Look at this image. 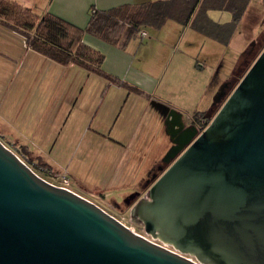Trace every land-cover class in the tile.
Returning a JSON list of instances; mask_svg holds the SVG:
<instances>
[{"label": "water", "instance_id": "water-1", "mask_svg": "<svg viewBox=\"0 0 264 264\" xmlns=\"http://www.w3.org/2000/svg\"><path fill=\"white\" fill-rule=\"evenodd\" d=\"M228 88L204 128L172 121L167 166L131 206L173 249L44 179L0 140V264H264V47Z\"/></svg>", "mask_w": 264, "mask_h": 264}, {"label": "crops", "instance_id": "crops-1", "mask_svg": "<svg viewBox=\"0 0 264 264\" xmlns=\"http://www.w3.org/2000/svg\"><path fill=\"white\" fill-rule=\"evenodd\" d=\"M17 1L39 14L50 12L85 28L93 9L106 10L122 4H138L148 0ZM212 11H209L212 19L226 21L215 19ZM172 21L175 22L171 25L172 30L179 32L182 24ZM168 23H171L170 20L160 28H150L154 34H160ZM143 30L146 34L140 37L149 34L146 27ZM191 30L198 32L193 28ZM190 36L194 37L193 34ZM130 41L124 49H120L88 32L82 35L83 43L103 53V70L136 86L145 93L142 95L132 89L112 84L108 79L75 63L61 64L30 48L21 34L0 24V115L6 121V135L9 139L12 138L13 143L23 147V156L28 155L34 161L39 160L54 173L60 174L50 161L62 166L58 158L62 154L67 156L70 144L86 134V142L77 155V162L69 170L75 181L80 180L77 174L80 173L83 158L94 154L93 143L104 145L108 152L113 148L120 149V153L126 152L122 157L124 175L135 169L137 175L140 170L145 175L148 169L149 172L153 169V162L146 166H143V162L134 166L128 164L136 157L148 154V150L141 146L148 145L151 130L158 122L164 121L163 143L166 149L171 145L168 126L174 119H181L187 124L194 114L185 117L179 106L155 94L159 73L164 70L161 63L164 57L162 56L154 68L153 64L132 66ZM174 107L180 114L174 113L167 117L169 109ZM130 140L136 142L134 147L128 149L126 145ZM102 163L104 165L103 161ZM105 174L106 171H98L94 178L101 176L100 184L105 186L109 180L113 183L110 187H119L126 183L121 181L122 175L118 180L111 181L110 176L107 177L109 173ZM70 189L81 194L78 190Z\"/></svg>", "mask_w": 264, "mask_h": 264}, {"label": "rangeland", "instance_id": "rangeland-1", "mask_svg": "<svg viewBox=\"0 0 264 264\" xmlns=\"http://www.w3.org/2000/svg\"><path fill=\"white\" fill-rule=\"evenodd\" d=\"M12 1L18 3L17 5L25 6L17 0ZM211 14L218 20L228 21L231 19L229 11L217 9L213 10ZM170 22L160 31V34H157V32L154 34L150 27H146L147 32H149L147 36L140 37L141 35H139L131 39L132 66H143V64L150 66V64H153L154 68L163 56L164 59L161 63L164 70L159 73V84L154 88L155 94L167 98L169 102L179 106L185 117H189L198 110L206 111L211 107L213 95L224 81L234 76L237 61L248 46H253L254 49L251 55L248 56V60L242 64V68L235 74V77L237 75L239 78H236L230 91L264 47V2L261 0H250L243 15L233 27L226 43H220L202 33L194 32L187 25H181V30L175 32L171 26L175 22L172 20ZM190 34H193L194 37H191ZM149 40L151 41L149 42ZM160 43L165 45L163 46ZM221 103L222 101L215 104L213 112H211V118ZM5 125L6 121L0 115V140L41 177L61 185L63 184L61 173L67 175L69 177L68 187L81 192L83 196L97 203L132 230L146 234L143 223L132 217V203H127L126 197L144 188V183L150 178L148 176L149 169L145 175L141 173L142 170L137 175L135 173L137 169L129 172L128 175H124L122 172L124 159L122 157L125 156L126 152L120 153L118 148L110 149L108 152L107 147L104 145L93 143L94 154L86 155L83 158L80 173L77 174L80 180L75 181L69 170L77 162V155H79L86 142V134H82L75 140V143L70 144L67 156L62 154L63 156L58 158V161L62 162V166L50 161L53 168L60 172V174H57L42 164L41 161H34L28 155L23 156V147L18 143H13L12 138L9 139L6 135ZM163 138H165L164 121L158 122V125L152 128L148 145L144 146L142 144L141 146L148 150V154H144L140 158L136 157V159L129 162L128 166H134V164L140 162H143V166H146L153 162L151 168H154L159 163L161 164L162 158L169 148L164 149ZM134 142L136 141L130 140L126 145L127 148L134 147ZM162 150L164 151L161 152ZM100 157H102L101 160ZM98 171L99 173H105L106 171L105 175L109 173L107 177L110 176L111 181L118 180L122 175L121 181L126 183L119 187H110L113 183L109 180L106 182V186L100 184L101 176L94 178V174Z\"/></svg>", "mask_w": 264, "mask_h": 264}, {"label": "trees", "instance_id": "trees-1", "mask_svg": "<svg viewBox=\"0 0 264 264\" xmlns=\"http://www.w3.org/2000/svg\"><path fill=\"white\" fill-rule=\"evenodd\" d=\"M249 2L250 0H148L106 10L94 9L85 28H80L50 12L38 14L27 6L17 5L15 1L0 0V24L21 34L30 48L43 55L61 64L80 65L108 79L112 84L142 95L145 93L136 86L103 70L101 65L104 55L82 42L84 32L124 49L145 27L160 28L167 20H174L220 43H226ZM217 9L229 11L231 19L222 22L212 19L209 11ZM250 47L240 55L234 75L251 55L247 52ZM214 106L211 105L206 111H196L192 121L204 128L211 119Z\"/></svg>", "mask_w": 264, "mask_h": 264}, {"label": "flooded vegetation", "instance_id": "flooded-vegetation-1", "mask_svg": "<svg viewBox=\"0 0 264 264\" xmlns=\"http://www.w3.org/2000/svg\"><path fill=\"white\" fill-rule=\"evenodd\" d=\"M253 49H254V47L251 46L249 49H247V52H248L249 54H251L252 51H253ZM237 73H238V71L236 72V74H237ZM236 78H239V77H238L237 75H236V77H235V75H234L232 78L229 79V88L227 89V92H228V91L230 92V88H231V86L234 84V81L236 80ZM193 122H195V121H193ZM158 165H160V163H159ZM158 165H157L156 167H154V168L150 171V173L148 174L149 177L151 176L152 173H156V175H159V174H160V172H161L162 169H158ZM161 165H162V167L164 168V167L167 165V163H162V162H161ZM144 192H145V189L143 188V189L140 191L139 196H137V197H135V198H130V199L128 200L127 203H130V202H131V203L133 204V202H134L138 197L142 196V195L144 194Z\"/></svg>", "mask_w": 264, "mask_h": 264}, {"label": "built area", "instance_id": "built-area-1", "mask_svg": "<svg viewBox=\"0 0 264 264\" xmlns=\"http://www.w3.org/2000/svg\"><path fill=\"white\" fill-rule=\"evenodd\" d=\"M94 11V9L92 10V12ZM146 34V32L144 31V30H141L140 31V35L141 36H144ZM66 175H64V174H62L61 175V177H62V182H63V184H61L62 186H65V187H68L67 186V184H68V178L67 177H65ZM53 184H55V183H53ZM56 185H60V184H56ZM69 188V187H68ZM141 234V233H140ZM141 235H143V236H145L146 238H148V239H150V240H152V241H154V242H157V243H159V244H161V245H163V246H165V247H168V248H171V249H173L171 246H169V245H167L166 243H163V242H160L159 240H156V239H153L151 236H149V235H146V234H141ZM190 257V256H189ZM190 258H192V257H190Z\"/></svg>", "mask_w": 264, "mask_h": 264}]
</instances>
